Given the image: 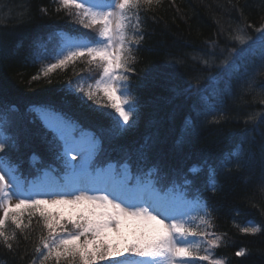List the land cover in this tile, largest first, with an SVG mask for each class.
I'll return each instance as SVG.
<instances>
[{
	"label": "trees",
	"instance_id": "1",
	"mask_svg": "<svg viewBox=\"0 0 264 264\" xmlns=\"http://www.w3.org/2000/svg\"><path fill=\"white\" fill-rule=\"evenodd\" d=\"M41 7L47 8L49 14L43 15ZM241 13L243 20L253 26L245 29V40L250 43L258 37L255 28L264 23V0H163L160 6L147 12L141 10L146 36L138 46L137 63L132 65L136 71L129 74L138 115L133 127L116 135L108 131L110 118L98 114L111 112L115 116L114 110L99 108L93 100L83 97V93L74 91L76 81L82 77L97 78L98 70L90 71L86 63L77 62L48 78L41 74L40 79H32L41 66L32 65L30 59L47 54L45 48H54L59 38L56 33L89 30L73 23L62 12L55 13L52 0H0V117L5 121V132L15 140V147L0 156L19 165L22 179L27 181L42 183L59 178L58 172L44 171L49 165L57 167L59 162L54 160L53 132L43 122L40 109L63 115L97 136L101 151L94 167L114 163L119 169L127 162L133 177L156 169L158 174L153 178L161 187L183 184L186 176L192 179L188 169L193 165L205 166V161L215 165L228 151L242 146L246 156L249 150L251 155L239 170L219 176L223 191L215 195L203 191L205 171L195 178L189 199L196 194V189L207 199L213 217V227L208 231L223 234V243L213 249L217 258L226 257L225 264H264V227L256 235L240 231L249 221L264 225V195L259 189L264 171L261 162L264 119L260 115L249 133L254 142L241 145L245 129H253L247 122L248 116L264 114V103H261L264 93L257 96L249 93L241 98L235 77H229L219 67L221 50L227 56L229 48L240 46L228 36L241 21ZM213 42L219 45L215 56H205L213 50ZM202 59H208L210 67L205 69ZM252 63L246 61L249 67ZM209 77L215 80L210 83ZM197 79L199 88L195 86ZM69 81L73 82L71 94H66L70 90ZM229 88L234 95L224 94ZM209 96L222 101L228 118L219 125L208 126L198 135L188 136L184 131L185 120L195 116L194 109L202 104L201 98ZM95 99L99 100V96ZM181 137L186 138L177 143ZM33 156L38 161L33 162ZM37 219L33 218L30 228L25 230L27 241L17 231L20 243L16 253H10L0 243V264H29L38 256L34 248L43 230ZM8 231H12L11 226ZM12 243L16 248V242ZM203 248L204 245L201 254ZM241 248L246 255L237 257L235 252ZM25 252L27 255L20 259Z\"/></svg>",
	"mask_w": 264,
	"mask_h": 264
},
{
	"label": "snow or ice",
	"instance_id": "2",
	"mask_svg": "<svg viewBox=\"0 0 264 264\" xmlns=\"http://www.w3.org/2000/svg\"><path fill=\"white\" fill-rule=\"evenodd\" d=\"M162 2L52 0L55 13L62 12L89 32L64 33L61 30L56 33L59 37L56 46L51 50L45 48L47 54L30 59L32 65L41 66L32 79H40L41 74L48 78L55 71L75 66L77 62L86 63L88 70H98L99 75L97 78L82 77L75 82L74 91L83 93V97L93 100L99 108L114 110L115 116L111 112L98 113L110 118L109 133L127 132L136 124L138 115L129 74L136 71L132 65L137 63L138 46L146 36L140 12H147ZM40 12L49 14L43 7ZM252 27L243 20L241 13V21L228 36L240 46L229 48L227 56L221 50L219 67L241 82V98L255 92L257 87L264 89V80L258 81V77H264V23L255 28L258 37L249 38V43L245 40V29ZM245 44L247 47L243 46ZM218 47V43L213 42V50L205 56H215ZM246 61H252L253 67L248 68ZM201 63L205 69L210 67L208 59H202ZM214 80L215 77H209L210 83ZM72 83L69 81L70 90L66 94H71ZM199 85L197 79L195 86L199 88ZM98 94H102L106 103L95 99ZM224 94L234 95L230 90ZM83 97L78 99L83 100ZM201 99L202 104L194 109L196 115L184 122L188 136L198 135L208 126L219 125L228 118L222 101H215L211 96ZM39 111L53 132L54 160L59 162L57 167L49 165L44 171L58 172L59 178L42 183L27 181L22 179L19 165L0 156V243L10 253H16L19 248L17 231L27 241L25 230L30 228L33 218H38L36 222L43 231L34 248L38 256L29 264H225L227 258H217L213 252L223 243V234L208 231L213 227L210 206L200 189L189 199L190 187L195 178L206 171L203 191L213 195L222 192L219 176L239 170L251 155L250 150L246 156L242 146L236 147L221 156L215 165L207 161L205 166L193 165L188 169L192 179L186 176L183 184L161 187L153 178L158 174L156 169L133 177L127 162L119 169L114 163L94 167L101 151L97 136L81 133L69 137L65 129L69 124L75 128L73 122L50 109ZM258 115L264 119V114L248 116L247 122L253 129H245L241 145L254 142L249 133L257 125ZM4 123L0 117V153L15 147V140L5 132ZM185 138L181 137L177 143ZM31 159L35 162L39 158L33 156ZM261 162L264 164V144L261 145ZM259 189L264 195V171ZM262 227L264 225L257 226L249 221L240 231L256 235L261 233ZM12 241L16 242V248ZM25 255L26 252L20 259ZM235 255L245 256L246 251L241 248Z\"/></svg>",
	"mask_w": 264,
	"mask_h": 264
},
{
	"label": "rangeland",
	"instance_id": "3",
	"mask_svg": "<svg viewBox=\"0 0 264 264\" xmlns=\"http://www.w3.org/2000/svg\"><path fill=\"white\" fill-rule=\"evenodd\" d=\"M134 22V21H133ZM258 53V52H257ZM251 67H253V63L252 64H249ZM248 68H251V67H249V66H247ZM99 75V74H98ZM98 77V76H97ZM233 77H235V76H233ZM259 80H261V77H258V81ZM234 83H235V87L238 89V90H240V93H241V82L235 77V80H234ZM229 90H230V88H229ZM228 90V91H229ZM232 90V89H231ZM262 93H264V89H261V88H259V87H257V89H256V91L255 92H252L251 94H256V96L257 95H261ZM98 96H99V100L101 101V102H104V103H106V101H104V99H103V97H102V94H98ZM43 121L45 122V120L43 119ZM45 124H46V122H45ZM75 125V124H74ZM81 133H83V134H92L90 131H88V130H82V128L80 127V126H78V125H75V128L73 127V124H69V126L65 129V135H67V136H69V137H71V136H73V135H76V136H79V135H81ZM75 163V162H74ZM47 181H49V180H44L43 182H47ZM50 182V181H49ZM16 201L15 200H13V203H15ZM0 215H2V212H0ZM26 218V217H25Z\"/></svg>",
	"mask_w": 264,
	"mask_h": 264
}]
</instances>
